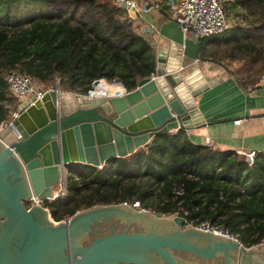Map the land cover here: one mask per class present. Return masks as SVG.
I'll return each mask as SVG.
<instances>
[{
    "label": "water",
    "instance_id": "1",
    "mask_svg": "<svg viewBox=\"0 0 264 264\" xmlns=\"http://www.w3.org/2000/svg\"><path fill=\"white\" fill-rule=\"evenodd\" d=\"M157 31L152 78L102 97L48 90L0 130V264H264V242L197 229L182 211L167 217L120 202L53 221L25 206L30 193L49 198L62 174H75L72 164L97 168L156 134L202 124L194 99L207 81L184 63L199 58L198 41L173 21Z\"/></svg>",
    "mask_w": 264,
    "mask_h": 264
},
{
    "label": "trees",
    "instance_id": "2",
    "mask_svg": "<svg viewBox=\"0 0 264 264\" xmlns=\"http://www.w3.org/2000/svg\"><path fill=\"white\" fill-rule=\"evenodd\" d=\"M227 1L236 9L233 19H240L198 38L199 58L260 72L264 0ZM163 8L158 12L165 14ZM124 11L109 0H0V123L16 108L4 81L9 71L42 85L56 77L61 90L79 94L98 79L132 90L154 73V49L120 19ZM70 169L76 180L69 176L66 195L45 202L54 221L92 205L137 202L160 215L182 211L186 224L207 220L245 246L264 240V154L255 153L248 164L233 150L194 144L179 127L100 168Z\"/></svg>",
    "mask_w": 264,
    "mask_h": 264
},
{
    "label": "crops",
    "instance_id": "3",
    "mask_svg": "<svg viewBox=\"0 0 264 264\" xmlns=\"http://www.w3.org/2000/svg\"><path fill=\"white\" fill-rule=\"evenodd\" d=\"M165 14L149 10L143 13V18L145 21L152 20L158 26ZM132 25L149 42L155 40L152 35L141 33L137 22ZM194 40L197 41V38ZM187 62L198 66L200 77L207 81V86L194 99L202 124L185 130L186 133L203 138L204 144L213 148L233 150L241 156L248 151L264 154L262 76H252L238 62H214L209 58L195 61L185 59L184 63ZM105 88L109 93H116L122 92L123 87L109 83ZM261 253L264 256V246Z\"/></svg>",
    "mask_w": 264,
    "mask_h": 264
},
{
    "label": "built area",
    "instance_id": "4",
    "mask_svg": "<svg viewBox=\"0 0 264 264\" xmlns=\"http://www.w3.org/2000/svg\"><path fill=\"white\" fill-rule=\"evenodd\" d=\"M114 5L122 7L124 5V13L120 16V19H124L131 24L137 22L140 24L138 27L139 31L144 34L152 35L155 38L154 41L149 42L153 48H157L160 41V35L157 31V25L152 20H144L143 13L149 10H159L161 7H165L166 14L164 15L163 21H173L181 29L183 35L188 33L192 34L195 38L209 37L218 33L223 32L229 26L236 22L234 19L228 20L226 12L222 7L220 0H109ZM181 48V46H178ZM180 53V50H179ZM153 77V74L150 75ZM262 86H264V74L261 77ZM4 81L9 90V94L17 102V107L10 111V120L6 123H0V130L5 126H12V120L17 117L20 109L24 108L28 104L32 103L35 99L40 98L44 92L48 90L65 92L60 89L58 85V79L53 78V82L49 87L37 88L35 86L36 81L30 76L22 73H16L9 71L4 76ZM109 83L117 84L118 82H107L103 79H98L96 84H91V88L85 93L89 98L91 97H102L109 94L105 86ZM122 87V86H121ZM122 91H126L122 88ZM73 93V92H72ZM119 93V92H116ZM76 94V93H75ZM238 122V120H235ZM18 137V134L16 135ZM255 155L254 151L245 152L242 156L243 159L250 164ZM98 166L97 168H100ZM72 179L76 180V175H70ZM69 177L66 174L60 176V180L56 187H53L49 198L41 199L36 195L30 193L27 198L25 206L37 205L43 207L47 212L48 209L45 206L46 201H51L59 197L66 195V181ZM126 203V202H125ZM133 208H138V203H129ZM141 209V208H140ZM193 227L214 233H221L228 235L232 238H236L234 235L227 233L220 227L213 226L207 220H202L196 224H190ZM237 239V238H236Z\"/></svg>",
    "mask_w": 264,
    "mask_h": 264
},
{
    "label": "rangeland",
    "instance_id": "5",
    "mask_svg": "<svg viewBox=\"0 0 264 264\" xmlns=\"http://www.w3.org/2000/svg\"><path fill=\"white\" fill-rule=\"evenodd\" d=\"M221 1V3H222V5H223V7L225 8V12H226V16L228 17V20H230V19H233L236 15L234 14V12L236 11V9L231 5V3H230V1H227V0H220ZM229 7V8H228ZM163 10H165L164 8H163ZM236 19H240V16H238V17H236ZM236 19H235V21H236ZM188 36H190V37H192L193 39H196L195 37H193L192 36V34H190V33H188L187 34ZM210 59V58H209ZM211 60V59H210ZM220 62H226V63H228V62H230V61H228V60H224V59H222ZM256 68L257 67H253L252 69H251V71H250V74L253 76V75H259L260 77L264 74V69L262 70V71H260L259 72V70L257 71L256 70ZM240 76H241V74H239ZM36 81V80H35ZM52 82H53V79L50 81V82H48V83H46V84H44V85H42V84H39L37 81H36V83L37 84H35V86L37 87V88H46V87H49L51 84H52ZM67 92V91H66ZM67 93H72V92H67ZM16 107H17V102H16V105H15ZM10 120V119H9ZM6 123V122H5ZM78 174V173H77ZM74 177V176H73ZM73 177H71V179L73 178ZM73 180H75V179H73ZM66 183H67V181H66ZM56 187V186H55ZM126 204H129V203H126ZM139 208V207H138ZM143 209V208H142ZM149 211V210H148ZM176 213H173V214H169V215H163V216H167V217H171V216H173V215H175ZM162 215V214H161Z\"/></svg>",
    "mask_w": 264,
    "mask_h": 264
},
{
    "label": "flooded vegetation",
    "instance_id": "6",
    "mask_svg": "<svg viewBox=\"0 0 264 264\" xmlns=\"http://www.w3.org/2000/svg\"><path fill=\"white\" fill-rule=\"evenodd\" d=\"M137 209H140V208H137ZM66 218V217H65ZM54 221V220H53Z\"/></svg>",
    "mask_w": 264,
    "mask_h": 264
}]
</instances>
